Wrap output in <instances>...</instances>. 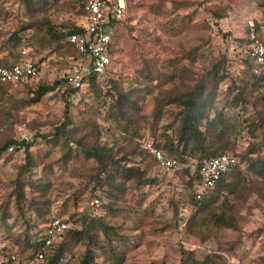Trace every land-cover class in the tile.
Instances as JSON below:
<instances>
[{
	"label": "rangeland",
	"instance_id": "374dc122",
	"mask_svg": "<svg viewBox=\"0 0 264 264\" xmlns=\"http://www.w3.org/2000/svg\"><path fill=\"white\" fill-rule=\"evenodd\" d=\"M83 2L0 0V59L15 58L25 40L40 68L38 78L0 93V148L19 147L0 154V256L20 250L25 233L58 216L69 230H82L84 219L88 228L83 239H66L60 264H80L87 250L91 264L207 256L217 264H264V175L247 170L264 160V86L252 89L242 66L250 34L264 41V0H125L111 68L98 89L87 84L67 101L56 86L38 97V88L62 80L70 64L66 39L51 42L47 32L81 25ZM13 35L21 40L16 46ZM196 91L235 125L227 153L238 156L242 178L231 191L213 193L216 200L192 218L187 175L161 171L147 149L177 136L183 112L170 101ZM118 94L129 103L111 111ZM237 94L245 102L236 105ZM90 150L103 152L107 174L118 164L137 177L120 172L112 197L106 179L97 184ZM184 159L185 166L196 162ZM219 214L235 228L215 226Z\"/></svg>",
	"mask_w": 264,
	"mask_h": 264
},
{
	"label": "trees",
	"instance_id": "16d2710c",
	"mask_svg": "<svg viewBox=\"0 0 264 264\" xmlns=\"http://www.w3.org/2000/svg\"><path fill=\"white\" fill-rule=\"evenodd\" d=\"M85 1V0H84ZM125 1V0H124ZM84 4V2H83ZM83 4L81 6L82 12L81 16L84 15L83 10ZM125 14V10H124ZM124 21V15L123 18L117 21L114 25V30L111 35V44L108 50V55L111 60L112 64V56L115 50V36L117 34L118 29L122 25ZM82 30L79 27V25L71 26L68 28L67 32H56V30L49 29L47 34L49 36V40L51 42H61L64 39H66V50L69 53V60L75 59L77 56V51L75 48L67 41L68 36L76 33H80ZM258 38L263 44L264 41L262 38L252 33ZM248 37L247 43L245 45V49L243 50L244 60L242 66L245 68V70L249 73V83L248 85L252 87V89H255L260 86H264V72L261 74L256 75L254 73L255 66L252 63V61L247 57L246 51L247 48L251 42V35ZM13 41V46H16L17 43H19L21 40L20 38L13 35L10 42ZM30 48V46H29ZM19 51V50H17ZM30 56H31V48H30ZM19 60V54L17 52V55L13 59H0V66L9 67L12 63H15ZM37 66V65H36ZM38 67V66H37ZM39 68V67H38ZM111 68V66H110ZM110 68L106 72V75L108 74ZM40 70V68H39ZM105 75V77H106ZM212 75V74H211ZM104 77V78H105ZM216 77V76H213ZM145 80H150V76H145ZM32 80V79H29ZM29 80H27L24 83H27ZM98 80L94 75H89L86 83L90 84L92 87L97 88V85L95 84ZM62 80H59L58 82H55L53 86H40L38 90L35 92L38 97H42L46 95L47 93H50L54 91L56 86H60ZM221 81V80H219ZM11 84H3L0 85V93H3L6 91V89L10 88ZM57 87V88H58ZM73 91L71 89H65L62 96L65 97V100L68 101V96ZM264 98V97H263ZM114 105L110 107L109 109L113 111L115 108L117 109V112H120L121 108L124 105H127L129 103V98L126 95L118 94L114 98ZM233 102L237 105L241 102H245V100L242 98L240 94L235 95ZM171 104H177L182 107V116L180 120V126L177 131V136L175 138L165 136L164 143L151 145V147L157 148L159 150L164 151L167 155L174 157L178 160V162L181 165V169L177 171L174 174H181L185 173L188 177V181L191 187V193H190V206L193 209L192 212V218H195L199 215L202 211L205 210L207 204L213 203L216 199L214 196H211L213 193L217 196L220 195L225 190H230L231 187L235 185V183L242 178V171L239 169V159L236 154L233 153H227V151L231 150L233 145L230 142L231 132L235 129V125L226 118L225 114H223L221 111L214 109L212 106V102L208 98H202L201 94L199 92L188 94V97L183 101L178 100H171ZM158 110L160 109V103L157 104ZM208 110L206 111V109ZM132 137H136L137 133L132 132ZM138 138V137H137ZM15 142L6 143L4 146L0 148V154L4 151H7V149L11 146H15ZM25 145L24 143H22ZM264 146V145H263ZM17 148V146H15ZM19 148V147H18ZM148 152V150H147ZM88 156H91L93 159H95L98 162V179L97 184L103 185V182L101 179H106V182H104V185L111 186V191H114V194L111 192L110 195L112 197H116L117 191L119 185H113L111 183L115 182V177L120 174L123 178L126 180L131 179L134 176L137 177L138 171L134 170L133 168H123L120 165L112 166L110 171H114V176H111L107 174L106 165L102 162V158L104 157L103 152L99 150H90L87 151ZM149 153V152H148ZM253 149L248 150L247 154H252ZM222 154H232L238 159V163L233 168V170L227 174L222 175L220 180L216 183L215 188L209 192L208 194L203 195V197L200 200L196 199V184L199 179V163L204 159H209L212 157H216L218 155ZM151 159L153 160L154 164H156L154 158L149 153ZM189 157L196 160L198 163L197 166H185L186 164V158ZM246 156H244L245 158ZM250 165L247 166L248 171H257L260 173V175H264V160L263 161H251L248 163ZM103 175L104 178L101 176ZM237 179L236 182H234ZM230 181V182H228ZM115 189V190H113ZM46 214V212H45ZM45 214L41 213V216H44ZM55 216H51L47 219V222ZM213 221L215 226L217 227H226V228H235V224L232 220V218H227L222 214L219 215H213ZM66 223L67 221L64 220ZM44 223L42 226H38V229L33 233H25L24 236V243L20 250L15 252H8L6 255L0 256L2 260L7 259L8 256L12 253H16L21 260V264H24V261L28 258L29 261H32L34 259L35 253L41 248L42 243L40 242L42 235L44 233L45 225ZM75 223L78 221H74ZM87 220L84 219L80 222V225L82 226V230L76 231V230H66L64 233V238L61 241V243L57 246V250L53 252L51 256L46 257L45 261L40 264H60L61 258L63 256L65 247L67 246L66 239H72L75 241H79L83 239L84 232L87 231L88 228H86ZM26 252H29V256L27 258H24L22 254H25ZM24 256V255H23ZM93 262V256L90 254V250H87L84 254V258L82 259L80 264H91ZM180 264H217L214 257L207 256L206 259L202 261H198L192 258L190 262H186V260H182Z\"/></svg>",
	"mask_w": 264,
	"mask_h": 264
},
{
	"label": "built area",
	"instance_id": "2783aa9c",
	"mask_svg": "<svg viewBox=\"0 0 264 264\" xmlns=\"http://www.w3.org/2000/svg\"><path fill=\"white\" fill-rule=\"evenodd\" d=\"M83 22L79 27L80 33L68 36L67 41L77 51L75 59H70L69 69L66 71L60 86L61 94L65 89L73 92L82 90L87 86L89 75H94L97 79H103L111 66L108 50L111 44V35L114 25L123 18L125 10L124 0H85L83 4ZM19 60L9 67L0 66V85L11 84L16 86L23 84L29 79H36L40 74L39 68L29 59L30 48L28 42H23L18 51ZM247 57L255 66L256 75L264 72V44L251 35V42L246 51ZM70 93L68 100L72 99ZM18 147V146H17ZM15 146L7 149L14 151ZM148 152L154 158L156 166L165 173L174 174L181 169L177 159L167 155L157 148L148 147ZM238 163V159L232 154H222L209 159H204L199 163V179L196 184V199L200 200L203 195L211 192L222 175L233 170ZM194 162V166H197ZM69 229L68 223L63 218L55 216L51 218L44 228V233L40 242L41 248L35 253L34 259L30 262L42 263L48 253L56 248L64 238V233ZM0 264H21L20 257L12 253L7 259L0 258Z\"/></svg>",
	"mask_w": 264,
	"mask_h": 264
}]
</instances>
